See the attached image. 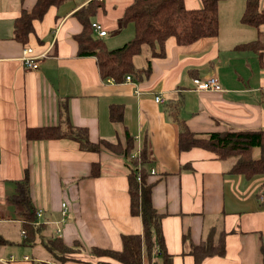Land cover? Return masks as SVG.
Listing matches in <instances>:
<instances>
[{
	"label": "crops",
	"instance_id": "1",
	"mask_svg": "<svg viewBox=\"0 0 264 264\" xmlns=\"http://www.w3.org/2000/svg\"><path fill=\"white\" fill-rule=\"evenodd\" d=\"M89 1L50 6L32 21L22 43L14 38L12 23L35 0H0V235L11 242L0 245V264H60L43 243L55 237L72 247L63 264H90L98 260L91 256V246L119 250L121 234L142 232L140 217L130 213L126 159L103 147L96 152L82 149L73 138L25 137L27 128L64 130L67 124L85 130L92 143L123 145L128 138L132 154L144 153L146 162L139 166L153 183V206L165 213L161 228L172 264H194L189 250L212 226L225 234V253L204 257L200 264H263L264 172L246 178L230 172L233 159L219 160L201 147L179 150V125L169 110H178V119L197 133L264 129V24L259 35L240 21L245 0H219L216 37L182 45L167 37L160 57L141 46L132 63L140 70L149 63L148 75L115 82L101 77L94 56L77 51L74 36L81 24L74 12ZM96 1L103 6L92 20L106 31L100 38L109 48L121 46L134 33L132 24L120 23L132 0ZM183 3L187 8L201 6V0ZM259 6L264 7V0ZM256 39L259 53L236 48ZM25 46L37 56L36 69L21 60ZM209 76L217 78L220 90L194 89V77ZM157 95L162 101H155ZM111 107L117 108L119 119L111 120ZM93 162L100 165L96 177L90 175ZM26 172L43 226L30 243L22 242V218L9 200ZM150 258L161 264L157 249Z\"/></svg>",
	"mask_w": 264,
	"mask_h": 264
},
{
	"label": "trees",
	"instance_id": "2",
	"mask_svg": "<svg viewBox=\"0 0 264 264\" xmlns=\"http://www.w3.org/2000/svg\"><path fill=\"white\" fill-rule=\"evenodd\" d=\"M22 1V0H20ZM68 0H35L32 8L27 11L21 8L14 19V38L25 43L32 31V21L41 19L50 6H59ZM184 0H132L123 11L121 25L132 24L133 36L119 47L109 48L102 38L93 32L92 17L102 8V3L90 0L87 4L74 12L81 24V30L74 38L77 43L79 55H91L96 59L99 73L103 79L109 78L121 82L125 76L142 79L150 72V65L143 69L133 66L132 58L141 50V46H148L154 57L164 54V44L167 37H175L179 44L191 43L202 37H216L219 31L218 3L219 0H201L199 8H187ZM243 24L253 26L260 35V27L264 24V7L259 6V0H245L244 9L240 17ZM260 40L238 44V49H251L260 51ZM262 63V62H261ZM116 107L109 109V116L119 119ZM170 115L179 125L178 149L186 150L192 147H201L214 153L219 160L233 159L230 172L241 174L246 178L264 172V129L257 130H213L197 133L190 130L183 120L178 119V110H169ZM27 140L57 139L68 137L77 140L82 149L98 151L100 147L106 148L126 159L129 166L127 173V192L129 208L132 215H138L142 223L140 234H121V248L113 250L91 246V256L97 257L90 264H154L152 255L158 250L161 264H172V255L165 251L161 228V220L165 213L159 212L152 203L151 193L153 183L149 181V173L144 171L145 156L132 157L133 143L126 138L123 145L107 141L92 143L88 140L85 130L65 125L62 130L57 126H42L27 128ZM259 151V156H255ZM100 165L93 162L90 170L92 177L98 176ZM264 191V182L260 186ZM10 202L18 206L22 218V227L25 231L23 243H30L41 232L42 224H35L36 208L32 203L28 187L27 172L23 180L16 182L14 192L10 195ZM224 232L212 226L208 229L204 240L192 244L189 254L194 264H200L204 257L222 256L225 253ZM46 249L58 263L63 264L66 254L71 253L72 247L63 243L60 238H44ZM185 236H183V241ZM11 243L0 235V245ZM143 253L145 260L142 258ZM39 264H48L41 262ZM264 264V262H263Z\"/></svg>",
	"mask_w": 264,
	"mask_h": 264
},
{
	"label": "built area",
	"instance_id": "3",
	"mask_svg": "<svg viewBox=\"0 0 264 264\" xmlns=\"http://www.w3.org/2000/svg\"><path fill=\"white\" fill-rule=\"evenodd\" d=\"M91 27L93 29V32L95 34H97L98 37H102L106 34V31L102 29L101 25L97 23V21H92L91 22ZM23 53H22V57L21 60L23 62V64L25 65V67L29 68V69H36L38 67V61H37V56L33 55V50L31 47L29 46H25L23 49ZM124 80L129 81L130 80V76L127 75L125 76ZM192 82L194 84V89L197 91H206V90H220V84L217 80L216 77L214 76H209L206 78H198V77H194L192 79ZM155 101H162V97L160 95L155 96ZM132 157H137L136 154H132ZM141 167V166H139ZM150 174H154L155 173V169L154 168H150ZM262 196V195H261ZM261 196H259L260 198H262ZM67 211V206L65 205V202L61 203V214L65 215ZM41 216V210L38 209L36 210V221L35 224H38V218ZM3 219V215L0 212V220ZM23 237H25V231L24 229H21V234Z\"/></svg>",
	"mask_w": 264,
	"mask_h": 264
},
{
	"label": "rangeland",
	"instance_id": "4",
	"mask_svg": "<svg viewBox=\"0 0 264 264\" xmlns=\"http://www.w3.org/2000/svg\"><path fill=\"white\" fill-rule=\"evenodd\" d=\"M103 39H105V38H103ZM255 153H256L255 155L258 156V153H257L256 151H255ZM104 170H105V172L107 171L106 168H105ZM61 189H64V186H63V185L60 186V190H59V194H60V196L62 195ZM4 224H5V223H4ZM13 233H14V234H12L13 236H14V235H17L15 229L13 230ZM12 235H11V236H12ZM79 253H80V250H79ZM67 262H71V260H70V261H67ZM72 262H75V261H72Z\"/></svg>",
	"mask_w": 264,
	"mask_h": 264
}]
</instances>
